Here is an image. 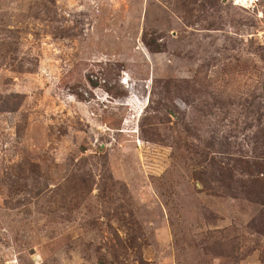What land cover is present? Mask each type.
<instances>
[{
	"label": "rangeland",
	"instance_id": "obj_1",
	"mask_svg": "<svg viewBox=\"0 0 264 264\" xmlns=\"http://www.w3.org/2000/svg\"><path fill=\"white\" fill-rule=\"evenodd\" d=\"M0 264H264V0H0Z\"/></svg>",
	"mask_w": 264,
	"mask_h": 264
},
{
	"label": "bare ground",
	"instance_id": "obj_2",
	"mask_svg": "<svg viewBox=\"0 0 264 264\" xmlns=\"http://www.w3.org/2000/svg\"><path fill=\"white\" fill-rule=\"evenodd\" d=\"M242 2H247V0H241Z\"/></svg>",
	"mask_w": 264,
	"mask_h": 264
},
{
	"label": "trees",
	"instance_id": "obj_3",
	"mask_svg": "<svg viewBox=\"0 0 264 264\" xmlns=\"http://www.w3.org/2000/svg\"><path fill=\"white\" fill-rule=\"evenodd\" d=\"M252 180H255V177Z\"/></svg>",
	"mask_w": 264,
	"mask_h": 264
}]
</instances>
